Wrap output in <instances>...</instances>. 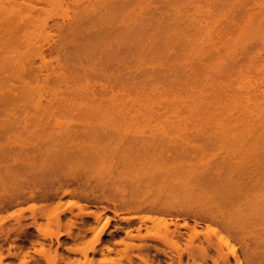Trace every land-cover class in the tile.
<instances>
[{
  "label": "rangeland",
  "instance_id": "1",
  "mask_svg": "<svg viewBox=\"0 0 264 264\" xmlns=\"http://www.w3.org/2000/svg\"><path fill=\"white\" fill-rule=\"evenodd\" d=\"M16 1L0 0L24 14L0 16V232L64 210L59 242L11 231L2 264H264V0ZM35 187L58 190L19 193Z\"/></svg>",
  "mask_w": 264,
  "mask_h": 264
},
{
  "label": "bare ground",
  "instance_id": "2",
  "mask_svg": "<svg viewBox=\"0 0 264 264\" xmlns=\"http://www.w3.org/2000/svg\"><path fill=\"white\" fill-rule=\"evenodd\" d=\"M14 2L16 3L17 1L16 0H14ZM18 3V2H17ZM17 6H18V4H17ZM15 9H17L16 11L18 12V10H21V8L19 7V9L18 8H15ZM2 10H4V9H2ZM10 10H11V12H12V16H11V18H10ZM15 10H14V8H13V10L12 9H9V11H7V10H5V12L6 13H4L3 12V14L5 15H7V13L9 12V19L8 20H13V21H15V20H21V18H23L24 17V14H18V16L20 15V16H22L23 15V17H21L20 18V16L19 17H17V18H12V17H15V15L17 14H14L15 12H14ZM23 11V10H22ZM22 11H19V13H25V12H22ZM1 13V12H0ZM3 14H1L0 16L2 17V15ZM3 15V16H4ZM6 17V16H5ZM25 17H27V16H25ZM7 18V17H6ZM5 18V19H6ZM23 20V19H22ZM24 20H26V19H24ZM23 20V21H24ZM28 44H29V42H27ZM42 54V53H41ZM41 59H43V56H39ZM40 59V60H41ZM41 61H44V60H41ZM15 159V158H14ZM17 160V159H16ZM16 160H14V161H16ZM25 160H27V161H25V163H24V161L22 162V163H24V165H28L29 163H28V158L27 159H25ZM22 161V160H21ZM30 166H32L31 165V163L29 164ZM16 173H18L17 171H15ZM12 177V176H11ZM24 179H22L23 181L25 180V177H23ZM59 185H60V187H62V184L61 183H59ZM58 190V188H55L54 190H51V189H49V190H43V189H40L39 187H35V191L34 190H29V191H26V190H24V189H22L21 190V192H19L20 194H21V196L23 197V196H25V195H27V197H25L26 199L27 198H29V199H32V200H34L37 196H40V197H44V198H48V196H49V194H51V193H53V192H56ZM37 191V192H36ZM63 193L64 194H74V195H76L77 193H80L82 196H84L86 199H89V197H88V195H87V193L86 194H83L82 192H79V191H76V190H69V189H64L63 190ZM113 203V202H112ZM8 204H10V202H8ZM114 204V203H113ZM1 205V204H0ZM115 205V204H114ZM39 206H31L30 207V209L32 210V215H31V222H29V223H25V224H22L20 221H18L17 222V225L16 226H14L13 228H11V229H9V228H7V230H5L6 232H4V231H1L0 232V264H2L3 262H4V260L6 259V258H9V257H11V256H13V253L11 252V250L10 249H12V248H14L15 247V245L11 242V243H8V246L5 248L6 250H7V253L6 254H4L3 253V243L5 242V241H7L8 240V237H9V235L8 234H10V232L11 231H17V232H19L20 234H19V236L20 235H25L26 233H27V228L28 227H33L34 229H35V233L36 234H33V236H35L36 238H35V240H31L30 241V243L31 244H34V243H36V244H41L42 243V241L41 240H45V238H49V239H51L52 237H54L55 239H56V241L57 242H59L58 241V238H59V235L61 234L60 232H57V233H54L52 230H50L48 227L50 226V225H57V227H59V226H61V221H60V218H59V213L60 212H62L64 209H61L59 212H56V213H53V214H50V213H47V214H37V212H36V210H37V208H38ZM103 208H105V207H103ZM168 213H172V212H174V211H176V212H180V213H182V214H186V213H193V217L194 218H196V217H199V218H202L203 216H204V213H202V212H199V211H196V210H191L190 208H186L185 206H183V205H173V204H169V205H167V206H165V208H164ZM53 212H54V210H53ZM85 213L86 214H92L93 215V217H95V218H98L99 216H101L100 215V212H96L95 210H89V211H85ZM115 213V212H114ZM52 215V216H51ZM43 217H45L46 218V223H45V225H46V228H43V226H42V223L40 222V220L43 218ZM133 217H136V216H132V217H121V219L122 220H125V221H128V220H131V219H133ZM99 219V218H98ZM139 219V218H138ZM142 219V218H141ZM140 220V219H139ZM185 221V220H184ZM195 221V220H194ZM73 223H74V221L72 222V220H69L68 221V223L66 222L63 226H72L73 225ZM175 224V223H174ZM173 224V225H174ZM183 226H187V224L184 222L183 224H182ZM175 226V225H174ZM181 226V225H180ZM62 227V226H61ZM165 228V229H164ZM164 228H163V230H162V227L160 228L161 229V233L160 234H162L161 235V238H158L159 240H162V241H166V242H169L170 241V237H172V236H174L175 237V235L178 233V231L176 230V229H170L169 227H167V226H164ZM160 229H158V230H160ZM163 231V232H162ZM158 233L160 232V231H157ZM1 233H3V235H5V233H6V235L5 236H3V237H1ZM160 234H158V237H159V235ZM155 236H156V234H155ZM40 239V240H39ZM164 241V242H165ZM206 241H211V239L209 238H206ZM207 242V243H208ZM231 249V248H230ZM221 250V249H220ZM234 251V250H233ZM232 254V253H231ZM233 255V257H234V261H235V264H241V262H240V259H239V257L235 254V253H233L232 254ZM34 264H37V262L36 263H34Z\"/></svg>",
  "mask_w": 264,
  "mask_h": 264
}]
</instances>
